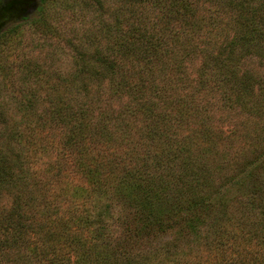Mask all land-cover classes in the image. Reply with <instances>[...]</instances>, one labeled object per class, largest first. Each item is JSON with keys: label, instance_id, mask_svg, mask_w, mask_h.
<instances>
[{"label": "trees", "instance_id": "obj_1", "mask_svg": "<svg viewBox=\"0 0 264 264\" xmlns=\"http://www.w3.org/2000/svg\"><path fill=\"white\" fill-rule=\"evenodd\" d=\"M114 2L116 16L106 28L107 50L91 52L92 65L82 69L103 78L95 82L94 91H89L86 83L81 84L78 88L85 90L86 96L80 100L72 98L67 91H72L74 86L66 83L59 73L60 82L50 86L57 94L41 100L45 106L37 115L33 109L39 101L34 97L18 103V110H25L20 117L0 111V264H183L181 258H171L170 250L135 252L123 247L122 241L106 237V211L71 205L66 200L57 204L60 195L52 198L53 194L44 190L46 185L43 186L31 168L30 154L39 148L38 142L45 131L63 127L65 145L83 150L100 138L102 143L112 141L110 137L122 139L126 120L132 114L142 116L144 122L140 131V143L147 151L144 160L136 161L132 153L126 156V151L114 150L107 161V168L116 177L110 182L100 181V169L82 163L81 170L89 183H95L101 195L113 188L120 195L123 190L133 194L130 201L138 210L137 235L166 232L184 216L191 226L197 225L196 219L206 217L213 221L204 234L196 228L195 245L209 232L221 235L216 237L221 247L238 238L253 245L250 248L243 241V253L250 254L247 259L240 258L238 246L234 254L237 256L223 253L219 260L184 263L264 264V143L243 162L245 166L238 169L236 179L228 178L220 183L204 174V169L199 171L201 178L195 171V158L179 147L183 157L180 154L178 159H172L173 154L167 150L149 156L164 136L158 134L160 122L166 123L171 115L181 112L180 107L189 99L186 93L177 91L179 85L173 88L169 85L170 66L173 59L180 57L177 55L180 52L174 51L183 48L180 51L186 58L198 49L202 51V47L192 43V39L202 34L207 37L203 40L206 47L217 45L214 40H218L220 13L240 30L236 40L227 37L221 53L233 54V46L245 48L253 38L261 43L264 0ZM46 3L47 0H0V35L29 19L27 6L42 9ZM171 43L175 45L173 48L169 46ZM203 69L207 70L204 66L200 68V82L208 85L214 77H204ZM108 94L118 99L120 110L101 103ZM185 165L193 174L185 180L177 178L175 187L185 189L186 194L176 196L177 203H173L169 201L172 195L166 176L170 178L183 171ZM83 189L78 186L70 193L84 196Z\"/></svg>", "mask_w": 264, "mask_h": 264}, {"label": "rangeland", "instance_id": "obj_2", "mask_svg": "<svg viewBox=\"0 0 264 264\" xmlns=\"http://www.w3.org/2000/svg\"><path fill=\"white\" fill-rule=\"evenodd\" d=\"M114 5V0H47L42 9L27 6L29 19L0 35V111L19 116L25 110H18V103L34 97L39 101L33 109L37 115L45 106V103L41 105V100L57 94L50 86L60 82L59 73L66 83L74 86L72 91H67L72 98L80 100L86 96V91L78 88L81 84L86 83L89 91H94L95 82L103 78L82 69L92 65L91 52L97 49L106 52V28L116 16ZM220 14L218 40H214L217 45L206 47L203 40L207 37L202 34L192 39V43L203 50L197 48L198 51L191 57L183 55V48H175L174 52H180L177 55L182 57L173 59L169 85L172 88L179 85L177 91L186 93L189 99L185 106L180 107L181 112L171 115L166 123L160 122L162 127L158 134L164 136L149 153L150 156L167 150L173 154L172 159H178L180 154L183 157L180 151L185 150L186 154L195 158L197 174L204 169L203 173L213 178L215 183L235 178L238 169L244 168L243 162L247 157L255 155L257 148L264 143V35L261 43L253 38L245 48L233 46V54L221 53L227 37L233 36L236 40L240 30L238 25H233L228 17ZM260 23L264 30V22ZM169 41L172 42V39L169 38ZM172 44H169L171 48L175 46ZM216 58L218 61H215ZM178 60L182 62L177 63ZM202 66L207 69L202 70L204 77L212 75L215 78H211L208 85L200 82ZM182 73L183 76L180 75ZM101 103L120 110L118 99L111 98L109 94L103 96ZM126 121L122 139L109 136L112 141L102 143L100 138V141L89 143V148L83 150L79 146L65 145L63 127L45 131L38 142L39 148L30 154L31 168L40 177L43 186L46 185L44 190L52 193V198L60 195L55 201L59 205L66 200L71 205L106 211V237L122 241L123 247L128 246L135 252H157L164 248L170 250L171 258L179 257L183 264H189L198 260H219L223 253L237 256L234 254L239 246L241 254L238 255L247 259L250 254L243 253L246 243L243 238H238L236 242L231 239L230 245L221 247L216 239L221 235L209 232L197 245L193 243L196 228L204 234L212 223L213 220L206 217L196 219L197 225L191 226V221L184 216L166 232L137 235L138 219L135 214L138 210L130 201H133V194L123 190V195H120L113 188L101 195L95 183H89L86 173L81 170L82 163L88 168L100 169V181L110 182L116 177L107 168V161L114 150L120 153L126 151L125 155L132 153L133 158H139L140 162L144 160L147 151L140 143V131L144 124L142 116L132 114ZM189 169L186 166L170 178L166 176L169 179V194L172 195L169 201L177 203L176 196L186 194L185 189L175 187L174 183L179 176L184 180L191 178L193 173L190 174ZM199 176L203 178V175ZM78 186L85 188V191L81 190L84 196L71 195L70 192ZM124 193L130 195L125 196ZM246 244L253 247L249 242Z\"/></svg>", "mask_w": 264, "mask_h": 264}]
</instances>
